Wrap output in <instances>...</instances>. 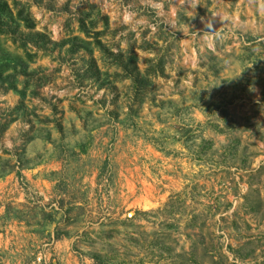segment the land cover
I'll use <instances>...</instances> for the list:
<instances>
[{
	"label": "rangeland",
	"instance_id": "obj_1",
	"mask_svg": "<svg viewBox=\"0 0 264 264\" xmlns=\"http://www.w3.org/2000/svg\"><path fill=\"white\" fill-rule=\"evenodd\" d=\"M4 2L0 264H264V0Z\"/></svg>",
	"mask_w": 264,
	"mask_h": 264
},
{
	"label": "trees",
	"instance_id": "obj_2",
	"mask_svg": "<svg viewBox=\"0 0 264 264\" xmlns=\"http://www.w3.org/2000/svg\"><path fill=\"white\" fill-rule=\"evenodd\" d=\"M0 2H1V0H0ZM6 7H8L7 2H4V4H1L0 3V34H3L4 33V30L1 27V25H2V23H1L2 16L4 14H6L4 16H11L12 15L11 12H10V10H8ZM27 25H29V24H27ZM32 26L33 25H31L30 27H32ZM159 67L161 68V71H163V67L161 65V62H160V66ZM139 75H140V72H139ZM1 77H2V72H0V79H1Z\"/></svg>",
	"mask_w": 264,
	"mask_h": 264
}]
</instances>
